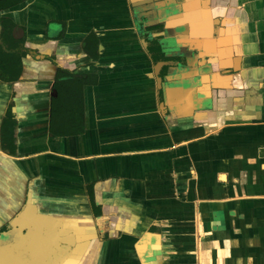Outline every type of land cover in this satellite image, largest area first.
<instances>
[{
	"label": "crops",
	"instance_id": "1",
	"mask_svg": "<svg viewBox=\"0 0 264 264\" xmlns=\"http://www.w3.org/2000/svg\"><path fill=\"white\" fill-rule=\"evenodd\" d=\"M2 16L26 51L0 79V264H264V0ZM57 66L83 84L52 121Z\"/></svg>",
	"mask_w": 264,
	"mask_h": 264
},
{
	"label": "trees",
	"instance_id": "2",
	"mask_svg": "<svg viewBox=\"0 0 264 264\" xmlns=\"http://www.w3.org/2000/svg\"><path fill=\"white\" fill-rule=\"evenodd\" d=\"M22 0H0V11L12 7ZM0 34V79L14 81L18 78L21 68V57L25 54L24 37L16 38V33L21 28L15 25L7 16H2ZM24 29V28H23ZM22 29V30H23ZM79 78L72 72L57 66L55 81L53 84L54 96L51 98L50 111L52 121L60 118L58 115L68 110L79 107L82 95V84L79 86ZM58 116V117H57ZM15 121L10 109L3 120L1 135L2 145L5 141L6 132L13 129ZM53 126V122H52ZM54 128L52 127L51 131ZM4 146V145H3Z\"/></svg>",
	"mask_w": 264,
	"mask_h": 264
},
{
	"label": "water",
	"instance_id": "3",
	"mask_svg": "<svg viewBox=\"0 0 264 264\" xmlns=\"http://www.w3.org/2000/svg\"><path fill=\"white\" fill-rule=\"evenodd\" d=\"M14 224H15V222H12V223H11L12 228L14 227ZM8 234H10L9 231L2 232V233H1V237H0V239L5 238L6 236H8Z\"/></svg>",
	"mask_w": 264,
	"mask_h": 264
}]
</instances>
